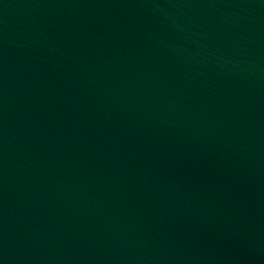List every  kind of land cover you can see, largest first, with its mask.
<instances>
[{
	"label": "water",
	"instance_id": "1",
	"mask_svg": "<svg viewBox=\"0 0 264 264\" xmlns=\"http://www.w3.org/2000/svg\"><path fill=\"white\" fill-rule=\"evenodd\" d=\"M0 264H264V0H0Z\"/></svg>",
	"mask_w": 264,
	"mask_h": 264
}]
</instances>
